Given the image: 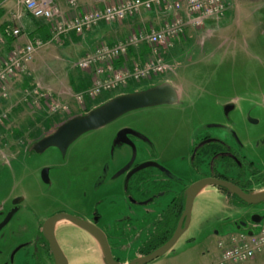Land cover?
I'll use <instances>...</instances> for the list:
<instances>
[{"label":"rangeland","instance_id":"1","mask_svg":"<svg viewBox=\"0 0 264 264\" xmlns=\"http://www.w3.org/2000/svg\"><path fill=\"white\" fill-rule=\"evenodd\" d=\"M12 1L17 8L12 12L16 20L13 23L28 20L49 33L47 22L32 19L17 0ZM73 14L77 12L68 13L66 18ZM164 19L160 14L146 13L121 23H100L83 35L69 34L59 43H45L35 53L32 74L27 69L29 76L26 72L9 81L6 97L0 95V112L7 115L0 125V204L8 205L12 197L23 195L25 203L35 211L62 208L85 219L94 209L101 214L108 211L103 224H109L118 214L131 215L116 222L118 228L113 226L114 222L106 229L111 230L109 241L120 264L139 256L138 247L147 237L152 221L169 202V198L158 199L147 204L146 209L132 205L128 210L124 205V183L116 173L134 156V162H141L154 155L159 164L171 166L176 158L181 160L187 153L193 130L201 131L214 124L210 130L214 138L238 150L245 163L252 162L255 168L264 169V0H231L220 19L207 20L200 29L187 30L165 51L169 70L139 82L130 80L126 88L105 92L87 103L86 109L102 104L120 91L145 89L162 82L177 89L176 104L130 111L82 134L64 154L49 147L30 157L39 139L53 132L66 118L86 112L73 99L87 82L85 71L76 66L77 60L100 44L126 37L132 29L159 27ZM35 84L49 89L59 105L67 104L70 113L48 111L24 101L23 88ZM227 104L233 109L225 114ZM122 128H130L141 136L135 137L136 155L129 146L116 143L114 136ZM44 167L48 169V185L40 179ZM173 167L180 169L178 162ZM236 173L233 169L232 174ZM100 197L116 202L111 204L106 199L97 205ZM234 206L216 187L200 192L193 199L186 230L167 253L147 264H218V241L227 243L232 232L264 227V202L242 205L240 209ZM253 216L260 218L258 225ZM235 222L245 226L237 230ZM59 223L55 224L57 228ZM54 235L69 264H104L98 240V255L94 254L95 237L89 230L68 224L58 228Z\"/></svg>","mask_w":264,"mask_h":264},{"label":"built area","instance_id":"2","mask_svg":"<svg viewBox=\"0 0 264 264\" xmlns=\"http://www.w3.org/2000/svg\"><path fill=\"white\" fill-rule=\"evenodd\" d=\"M96 5L90 10L73 14L65 13L54 0H17V4L34 19L50 25L48 40L38 37L23 45L14 46L0 61V95L6 97L9 81L27 72L35 53L45 43H59L69 34L83 35L100 23H121L146 13L165 17L159 27L132 29L124 38L112 43H103L77 60L78 69L85 71L88 85L73 95L80 110L87 103L101 97L105 92L126 88L130 80L139 82L165 73L171 68L164 57L174 41L187 30L200 29L207 20H218L228 10L231 0H92ZM77 0H68L71 8ZM16 17V16H15ZM17 27H5L1 36H18ZM133 55H130V54ZM23 100L48 111L69 114L67 104L59 105L52 92L38 84L22 90ZM0 112V125L6 119ZM256 228V227H255ZM251 234L240 231L228 235L227 243L218 241L220 259L218 264L245 263L258 255H264V227H257Z\"/></svg>","mask_w":264,"mask_h":264},{"label":"flooded vegetation","instance_id":"3","mask_svg":"<svg viewBox=\"0 0 264 264\" xmlns=\"http://www.w3.org/2000/svg\"><path fill=\"white\" fill-rule=\"evenodd\" d=\"M232 109L233 106L231 104L225 105V114L229 113ZM213 125L214 124H208L207 127L201 131L196 132L193 130L187 153L184 157H182L181 160L176 158L174 160L175 163L173 162L171 166H164L161 163L159 164L158 161L156 162L157 157L154 158V155H150V158L141 162H134V156L133 160H130L131 163L127 162V164L121 166L116 175L121 176L123 179V200L127 201V204L125 203L124 205L127 206L128 210L130 207H132V205L145 206L144 209H146L147 204L153 203L158 199L165 198H169V202L165 208L157 213L156 217L170 205L173 206L183 204L184 207L185 191L187 187L201 179L203 180L216 178L219 180L232 182L241 189L247 191L251 190L253 186H262L264 188V179L261 178V174H263L264 169H256L257 172L255 174H252L251 169L254 166L249 165L250 162L245 163L244 156H242L238 150L233 148L227 142L216 139L211 135L210 130L212 129ZM138 135L132 130V133L127 135L128 140L132 144H125L121 142L116 143H121L129 146L132 149L133 153L135 152L136 155L137 147L135 137H137ZM114 138H116V135L114 136ZM34 154L37 153L35 151H31L30 157L34 156ZM143 162H150L151 165L138 171L132 172V170L137 165ZM177 162L180 165V169L173 167V164H177ZM43 169H45V167L40 170V179L43 184L48 185L50 183L49 180L48 182H44L41 178V172ZM233 169L237 171V173L234 175L232 174ZM204 187L214 188L215 186ZM216 188H218L219 194H221L222 197L227 200L228 204H231L233 206V201L238 204L240 203L239 198L230 195L226 192L225 189L220 187ZM15 199L19 200L17 204L13 203ZM106 199L107 198L104 197L98 198L97 205H99ZM107 201L111 204H115L116 199H107ZM234 208L236 207L234 206ZM13 209H15V211L10 216L8 221L0 227V264H57L56 257L59 260V264H69L65 253L60 248V245L58 244L56 239V245L61 250L65 261H63L58 255L55 256V253L53 252L49 244L44 229L45 221L49 217L60 213L69 214L77 217L78 219L89 221L99 229H101L106 236L111 255L113 256L115 261L119 262V256L115 253L114 246L111 245V242L109 241L108 233L111 230H109L108 232L106 229L109 228V225L111 223L113 224L114 222L115 224H113V226L117 225L116 228H118L120 223L119 220L130 218L131 215L125 217L124 215L118 214V217L112 219L109 224H103L102 221L104 220V214L108 215V211L101 214L97 211V209H94L92 213L87 216V219L83 218V216H81L80 214H77L75 212L73 213L62 208L45 210L39 209L35 211L25 203V197L23 195H18L16 197H12L8 205L4 206L0 204V223ZM130 213L132 212L130 211ZM154 220L152 221L149 230L147 231V237L138 247L139 256L142 255L141 249L148 245L144 243L146 242L148 236L153 233V231L151 230V226ZM59 221L60 226L58 228H60L62 225L73 224L65 219L58 220L56 223H58ZM118 221L119 223H116ZM101 223L103 224V227L99 226ZM244 226V223L238 224L237 222H235V229L237 230L241 229ZM58 228L54 225V233ZM100 252L102 253V251ZM97 253V240L95 239L94 254L98 255Z\"/></svg>","mask_w":264,"mask_h":264},{"label":"water","instance_id":"4","mask_svg":"<svg viewBox=\"0 0 264 264\" xmlns=\"http://www.w3.org/2000/svg\"><path fill=\"white\" fill-rule=\"evenodd\" d=\"M177 101V89L168 82H162L145 89L116 95L106 100L102 104L91 108L85 114L76 115L65 120L53 132L39 139L33 145V151H35L36 153H41L49 147H55L62 154H64L67 147L79 136L86 132L99 129L106 124L116 120L118 117L122 116L125 113L134 111L139 108H146L162 104H173ZM131 133V129L123 128L117 132L115 141L130 144L131 142L128 140L127 135ZM150 165V162H143L137 165L132 170V172L138 171ZM41 178L44 182H48L46 168L42 170ZM204 186L220 187L225 189L229 194L235 195L242 201L239 204L235 201L232 202V204L235 205L236 209H240L241 207H243L242 205H255L264 202V188L261 193L255 194L251 190L247 191L241 189L232 182L219 180L216 178L203 180L201 179L187 187L185 191L183 211L180 214L176 226L169 239L151 252L145 255L138 256L130 260L127 264H147L164 255L173 247L181 234L188 227L193 199L196 195H198V193L203 189ZM18 202V199H15L13 201L14 204H17ZM14 211L15 209L11 210L8 213L5 219L0 223V227L8 221ZM62 219L70 221L71 223L83 229L89 230L94 235L95 239L98 240L101 245L102 260L104 264H120L119 262L115 261V259L111 255L106 236L101 229H99L89 221L81 220L72 215L61 213L49 217L44 223L45 234L53 252L55 253V256L58 255L63 261H65L61 250L56 245L53 231L55 223L58 220ZM252 220L256 225H258V223L260 222V218L256 216H253ZM248 233L251 234V231H248ZM56 262L57 264H59V260L57 257Z\"/></svg>","mask_w":264,"mask_h":264},{"label":"crops","instance_id":"5","mask_svg":"<svg viewBox=\"0 0 264 264\" xmlns=\"http://www.w3.org/2000/svg\"><path fill=\"white\" fill-rule=\"evenodd\" d=\"M54 1L60 7L62 12L65 13V15L67 16H68V13H72L74 10L77 13H82L96 6L92 0H77L76 6L73 8L69 6L68 0H54ZM16 9H17L16 3H13L12 0H0V32H2V30L7 26L16 27L20 25L21 27V32L18 36H1L0 38V61L4 58L6 53L10 49H12L14 46L23 45L34 37L43 39L44 35L47 33V29L39 28V26L34 25L33 23H29L28 20L23 19L19 22L18 25H17V22L13 23L12 21H16V20L12 18V12ZM130 55H133V54L131 53ZM32 60L33 61H31L28 66V69L30 70L31 74H32V65L35 64V55ZM26 74L28 75V72ZM33 76H35L34 73H33ZM86 81H87L86 83L88 84V79ZM209 188H212V187H207V188L203 187V189L200 192L204 190H209ZM262 190H263L262 186H258V187L253 186L251 189V191L255 194L261 193ZM242 264H264V255H258L254 259L247 261L245 263H242Z\"/></svg>","mask_w":264,"mask_h":264},{"label":"trees","instance_id":"6","mask_svg":"<svg viewBox=\"0 0 264 264\" xmlns=\"http://www.w3.org/2000/svg\"><path fill=\"white\" fill-rule=\"evenodd\" d=\"M49 37H50V35L47 32L44 35L43 40L46 41V40H48ZM86 85H87V83H85L83 85V88L86 87ZM131 91H136V90H130V91H126V92L120 91L114 95L107 97L106 99L108 100V99H110L116 95L131 92ZM94 106L95 105H93L92 108ZM89 110L90 109H86V112H88ZM67 119H69V118H66L65 120H67ZM63 122H61V123H63ZM249 165H252V163L250 162ZM251 171H252V174H255L257 172V170L255 168H252ZM261 178L264 179V171H263V174H261ZM263 182H264V180H263ZM230 195H232V194H230ZM232 196H235V195H232ZM239 202L241 203L242 201L239 199ZM182 210H183V204H178V205H173V206L170 205L165 210H163L162 213H160L156 217V219L154 220V222L151 226L152 227L151 230L153 231V233L148 236L146 242L144 243V244H148V245H146V247L141 249L142 255H145V254L151 252L152 250L159 247L161 244H163L165 241H167L169 239V237L171 236V234L175 228L176 221H177L179 215L181 214Z\"/></svg>","mask_w":264,"mask_h":264}]
</instances>
